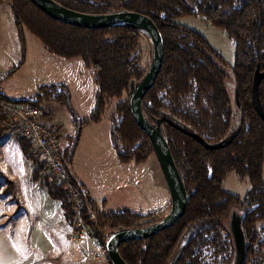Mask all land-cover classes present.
<instances>
[{
	"label": "trees",
	"instance_id": "obj_1",
	"mask_svg": "<svg viewBox=\"0 0 264 264\" xmlns=\"http://www.w3.org/2000/svg\"><path fill=\"white\" fill-rule=\"evenodd\" d=\"M55 1L92 14L140 12L154 20L164 38L163 66L142 107L153 124L159 118H167L161 130L186 185L188 202L184 215L173 226L149 238L121 243L122 257L129 264H236L230 226L236 211L242 217L246 240L242 264H264V120L252 93L257 66L264 70V0ZM0 3L10 5L22 38L27 28L51 53L65 58L81 56L93 68L98 85V114L90 119L99 118L110 98H120L111 115V130L121 160L142 162L155 152L151 139L135 122L130 104V86L144 77L152 59V52L146 63L141 56L140 43L145 34L141 29L77 27L52 18L31 0H0ZM188 15L201 16L225 30L235 46L233 73L242 126L229 142L218 147H206L191 133L211 144L230 127L232 102L224 82L225 72L214 60L217 57L224 62V58L201 34L177 21ZM61 92L68 98L66 90ZM259 95L264 109V79ZM38 97L16 100L39 105ZM51 97L61 100L54 94ZM171 116L186 122L189 129L176 124ZM0 118H4L1 112ZM24 149L28 151L29 143H24ZM40 169L41 163L37 167L38 177ZM232 170L250 180L251 187L243 197L223 187L225 177ZM46 186L53 197L62 200L71 219V207L63 189ZM88 202L97 205L91 199ZM139 218V214L127 210H100L96 221L87 220V223L105 246L107 238L99 232L101 229L150 224L137 223Z\"/></svg>",
	"mask_w": 264,
	"mask_h": 264
},
{
	"label": "rangeland",
	"instance_id": "obj_2",
	"mask_svg": "<svg viewBox=\"0 0 264 264\" xmlns=\"http://www.w3.org/2000/svg\"><path fill=\"white\" fill-rule=\"evenodd\" d=\"M8 20L13 24L15 33L12 37V34L9 35L5 28L0 37V94L11 99L41 96L38 97V103L43 109L44 116L62 123L61 147L66 168L68 170L73 168L74 172L81 173L85 177L88 190L92 194L90 199L98 203L96 206L99 205L102 211L127 210L139 214L140 218L137 222L139 224L161 219L163 213L171 208V194L158 156L154 152L142 162L121 160L114 148L111 115L120 98H110L99 118L90 119L98 114V85L93 68L87 66L81 56L65 58L51 53L44 43L27 28H24L22 38L17 27L15 28L11 7L8 4L1 5L0 24L3 28ZM177 21L201 34L210 46L224 58V62L217 57H214V60L225 72L224 82L232 102V118L225 135L210 144L212 146L223 145L230 141L242 126L233 73L234 43L225 30L206 22L201 16L188 15L178 18ZM140 51L143 61L148 62L151 57L152 44L146 34L141 40ZM54 86L58 89L51 88ZM62 90L68 92V98L61 92ZM51 94L60 96L61 100L52 98ZM66 100H68L67 103ZM171 117L183 129H189L186 122L176 116ZM1 141L6 143L11 150L12 157L18 161L21 156L19 141L12 135L4 136ZM27 162L32 164L29 158ZM223 187L243 197L250 189L251 183L248 177L241 178L232 170L225 177ZM49 193L47 190L44 191V207L55 209L47 200H57L63 214L65 215V211L68 214L62 205V200L52 198L53 196ZM55 206L58 208V205ZM52 213L55 211L49 213L46 210V222H49L47 220L49 218L52 220ZM29 223L30 221L27 222ZM5 227L0 226V264H24L29 260L33 261L31 257L42 260L46 256L42 254L50 240L46 230H43L40 238L38 226L33 230L28 226L24 232L25 237H19L17 235L19 230L15 229L16 236L11 238L9 230ZM118 229L121 228L106 226L99 232L107 238L111 232ZM86 237L88 236L86 235L82 241V245L85 244V246H87L86 241H90ZM67 241L65 245L69 243L77 247V244L70 242L68 238ZM91 242L95 245L92 258L87 257V253L78 249L77 264H112L103 252L96 235L91 236ZM34 247H39L40 250L27 253L28 249L35 250ZM14 249L18 251L15 253ZM20 251L21 254H19ZM10 255L12 258L9 257Z\"/></svg>",
	"mask_w": 264,
	"mask_h": 264
},
{
	"label": "water",
	"instance_id": "obj_3",
	"mask_svg": "<svg viewBox=\"0 0 264 264\" xmlns=\"http://www.w3.org/2000/svg\"><path fill=\"white\" fill-rule=\"evenodd\" d=\"M31 1L52 18L67 24L89 29L133 26L141 29L151 41V63L144 77L138 82H132L129 90L130 104L135 122L149 136L158 156L171 194V208L166 215L154 223L139 227L121 228L107 236L105 247L112 264H129L119 251L120 244L130 240L149 238L173 226L184 215L188 202L186 185L176 165L170 145L161 130V124L167 118H159L156 124H153L146 118L142 107L146 93L153 87L163 66L164 38L162 32L152 18L136 11L122 10L92 14L65 7L55 0ZM263 79L264 70H261L258 65L253 78L252 93L258 113L264 120V109L259 95V86ZM236 98L239 105L238 92ZM191 135L206 147L221 146L210 145L202 136L196 133H191ZM230 226L235 240L236 264H242L245 258L246 240L242 229V217L236 211H233Z\"/></svg>",
	"mask_w": 264,
	"mask_h": 264
},
{
	"label": "crops",
	"instance_id": "obj_4",
	"mask_svg": "<svg viewBox=\"0 0 264 264\" xmlns=\"http://www.w3.org/2000/svg\"><path fill=\"white\" fill-rule=\"evenodd\" d=\"M1 5L4 6V3H0V6ZM5 28L8 30V34H12L13 37L15 33L14 26L9 20L4 25V28L1 25L0 37L2 35V30ZM2 96L0 94V98H2ZM4 121V118H0V129L3 127ZM51 121L55 123V125L59 128V131L62 132V123L55 119H52ZM14 138L19 141L18 145L20 147L21 153L20 159L18 160L19 162L14 160L11 154V150L7 147L6 143L1 141L0 145V197H2L0 198V226H6L5 228L6 230H9L11 238L16 236L15 229L19 230V234H17L19 237H25L24 232L28 228V226L31 230L38 226V236L40 238L43 230H46L48 232L50 240L47 243L48 246L44 247V252H42V254H45L46 256L43 257L42 260L31 257L30 259H33V261L29 260L24 264H77L78 249L82 250V252L84 253L85 250L91 253L94 252L95 245L91 242V236L94 235L93 233L91 235H87L88 237L86 238L90 239V241H86L87 246H85L84 244L73 247L69 243L65 245V242H68L67 238L70 224V211L68 210V214L65 211L64 215L57 200H51L52 202L50 200H47L48 202L52 203L55 209L51 210V208L44 207V191L47 190L49 192V190L48 187L40 181V177L36 175L37 167L40 162L38 160L32 159L29 156V149L27 152L25 151L24 143L27 142L25 139L16 136H14ZM28 158L32 160V164H28ZM70 171L82 185L85 197L87 199H90V195L92 194L91 191L88 190L89 188L87 182L85 181V177L81 173L78 174L76 173V171L74 172L73 168H70ZM2 192L4 194H1ZM53 203H58L55 204L58 205V208ZM46 210L49 213L51 211H55V213H52V220L50 218L47 219L49 222L45 221ZM169 210L170 209L165 211L162 217L166 215ZM28 220L30 221L29 224H27V222H29ZM62 243L64 245H62ZM100 244L102 247L103 245L101 242ZM33 249L35 250L28 249L27 253H33L40 250L39 247H34ZM14 251L16 253V251L18 250L14 249ZM22 252L24 253L23 250ZM19 254H21V251L19 252ZM9 257H11V255ZM21 258H23V256H21Z\"/></svg>",
	"mask_w": 264,
	"mask_h": 264
},
{
	"label": "built area",
	"instance_id": "obj_5",
	"mask_svg": "<svg viewBox=\"0 0 264 264\" xmlns=\"http://www.w3.org/2000/svg\"><path fill=\"white\" fill-rule=\"evenodd\" d=\"M0 112L5 118L0 130V145L7 135L23 138L29 143V156L41 163L40 181L45 186L61 187L67 195L72 212L68 240L82 245L84 237L93 233L87 220L94 223L101 208L88 202L81 184L66 168L59 128L44 116L41 106L31 102L0 98ZM102 249L110 260L104 245ZM85 253L92 258L91 252L85 250Z\"/></svg>",
	"mask_w": 264,
	"mask_h": 264
}]
</instances>
